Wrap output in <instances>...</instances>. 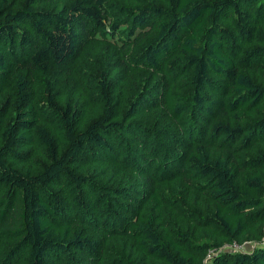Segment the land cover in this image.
<instances>
[{
    "label": "trees",
    "instance_id": "obj_1",
    "mask_svg": "<svg viewBox=\"0 0 264 264\" xmlns=\"http://www.w3.org/2000/svg\"><path fill=\"white\" fill-rule=\"evenodd\" d=\"M263 231L264 0H0V264H264Z\"/></svg>",
    "mask_w": 264,
    "mask_h": 264
},
{
    "label": "rangeland",
    "instance_id": "obj_2",
    "mask_svg": "<svg viewBox=\"0 0 264 264\" xmlns=\"http://www.w3.org/2000/svg\"><path fill=\"white\" fill-rule=\"evenodd\" d=\"M94 40H89V43L86 44V46L81 49L79 55L69 61L66 64H63L61 66H53L52 70L54 72V75L57 78V83H59L62 86L63 91L68 90L70 87H72V90H75L76 93L78 95H80V97H84L87 96L88 91L90 89V86L88 85V83H91V77H92V72H93V67L92 64H90V66L87 67V62H88V58H92V63L97 62L95 60V57H97V52L99 53V49L100 46L98 45L99 43L96 42ZM110 44V43H109ZM112 45V44H110ZM108 51V54L111 55L113 57V52L110 51L109 49H106ZM119 50V49H118ZM105 51V50H103ZM119 52L121 53V51L119 50ZM107 54V56H108ZM90 67H92V70L90 71ZM140 71V70H138ZM142 71V70H141ZM145 72L148 73V71L146 70ZM135 72L131 73L127 76H125L124 78V82L126 84H130V83H138L137 77L134 76ZM88 89V91H87ZM90 92V91H89ZM133 93H124L123 94V98L124 99H128L130 97H132ZM90 96H92V94L90 93ZM92 101H94V99L91 98ZM6 240L9 242L10 238H6ZM262 240L264 241V231L262 234ZM255 244V242L253 241H249V240H245L244 242V248L245 249H250L252 247V245ZM240 245L243 246V243H241ZM205 258V257H204ZM202 260V262H205L206 264H209V260Z\"/></svg>",
    "mask_w": 264,
    "mask_h": 264
},
{
    "label": "built area",
    "instance_id": "obj_3",
    "mask_svg": "<svg viewBox=\"0 0 264 264\" xmlns=\"http://www.w3.org/2000/svg\"><path fill=\"white\" fill-rule=\"evenodd\" d=\"M245 242V241H244ZM244 242L243 243V246L240 245V244H237L236 242L232 241L231 243H226V244H223L222 246L218 247V248H212V249H209L206 253V255L204 256V260H209L211 258V256L215 253H217L218 251H220L221 249L223 248H230V249H233V250H244ZM202 264H206L205 262H202Z\"/></svg>",
    "mask_w": 264,
    "mask_h": 264
}]
</instances>
